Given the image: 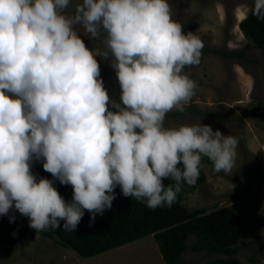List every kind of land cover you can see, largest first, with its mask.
I'll use <instances>...</instances> for the list:
<instances>
[{"label":"clouds","instance_id":"obj_1","mask_svg":"<svg viewBox=\"0 0 264 264\" xmlns=\"http://www.w3.org/2000/svg\"><path fill=\"white\" fill-rule=\"evenodd\" d=\"M69 4L0 0V216L14 207L37 232L61 222L76 231L85 210L91 226L112 208L117 187L149 208L171 207L185 183H197L205 157L231 172L236 137L203 124L165 127L196 94L185 69L199 65L204 47L169 0H82L74 15ZM251 13L264 20V0ZM81 26L103 37L102 50L86 45ZM97 56L111 60L119 102ZM35 161L54 179L38 178ZM56 180L72 186L70 202Z\"/></svg>","mask_w":264,"mask_h":264},{"label":"rangeland","instance_id":"obj_2","mask_svg":"<svg viewBox=\"0 0 264 264\" xmlns=\"http://www.w3.org/2000/svg\"><path fill=\"white\" fill-rule=\"evenodd\" d=\"M169 2L174 19L183 24L185 33L191 31L198 35L204 47L242 49L251 43L239 28V22L249 14L253 0ZM80 3L82 0H70L66 13L74 15ZM79 30L90 49L104 48L103 37L93 40L83 34L82 26ZM247 54L250 57L248 61L202 51L199 65L185 69L198 82L195 96L185 106L184 112L168 113L164 123L165 127L210 125L214 131L220 130L225 136L238 139L231 172L217 173L214 167L207 168V181L187 197L186 205L190 209L203 208L205 211L230 205L241 211L247 219L248 231L235 254L242 264H264V118L256 113V109L264 104L263 56L255 46ZM96 58L104 87L110 97L119 102L121 89L111 60L101 56ZM249 198L254 199L256 219L249 214ZM2 220L23 223L27 231L8 258L3 256V252L12 244L0 246V264H166L153 235L92 257H83L76 250L59 244L57 238L43 237L29 227L28 217L14 207L7 215L0 216ZM216 256L223 255L188 250L180 264H201Z\"/></svg>","mask_w":264,"mask_h":264},{"label":"trees","instance_id":"obj_3","mask_svg":"<svg viewBox=\"0 0 264 264\" xmlns=\"http://www.w3.org/2000/svg\"><path fill=\"white\" fill-rule=\"evenodd\" d=\"M247 43L242 49L203 47L206 53H217L223 57L250 60L247 52L253 46L262 53V83L264 87V20L250 13L240 22ZM226 42V41H225ZM264 123V122H262ZM204 167L194 186L186 183L178 194L177 201L171 206L149 208L145 202L125 197L117 187V199L104 215H97L90 226L92 214L85 210V215L76 231H66L61 227L40 232L43 237L57 238L59 244L76 250L83 257H92L105 251L128 244L148 235H153L166 264H180L186 251H208L222 254L210 258L201 264H242L236 256L238 244L248 231V222L241 211L230 205L219 206L205 211L203 208L190 209L186 205L189 195L196 193L204 184L208 175L206 169L213 167L207 157L203 159ZM32 171L39 177L54 179L43 169L42 161H35ZM173 183L165 181V184ZM55 187L66 201H71L73 189L71 185H63L58 180ZM249 214L256 219L254 199H247ZM28 222L30 220L28 218ZM257 220V229L260 231ZM27 228L23 223L12 220L0 221V246L4 243L12 245L6 248L3 256L8 258L19 245ZM254 261V258H251Z\"/></svg>","mask_w":264,"mask_h":264},{"label":"water","instance_id":"obj_4","mask_svg":"<svg viewBox=\"0 0 264 264\" xmlns=\"http://www.w3.org/2000/svg\"><path fill=\"white\" fill-rule=\"evenodd\" d=\"M257 111H259V110H257ZM263 111H264V110H263ZM256 113H258L259 115L261 114L260 116H262V117H263V114H262L261 112H260V113H259V112H256Z\"/></svg>","mask_w":264,"mask_h":264},{"label":"flooded vegetation","instance_id":"obj_5","mask_svg":"<svg viewBox=\"0 0 264 264\" xmlns=\"http://www.w3.org/2000/svg\"><path fill=\"white\" fill-rule=\"evenodd\" d=\"M261 113H262V111H261Z\"/></svg>","mask_w":264,"mask_h":264}]
</instances>
